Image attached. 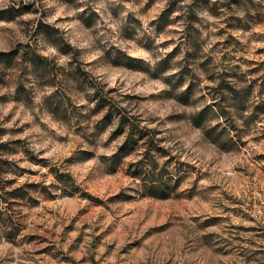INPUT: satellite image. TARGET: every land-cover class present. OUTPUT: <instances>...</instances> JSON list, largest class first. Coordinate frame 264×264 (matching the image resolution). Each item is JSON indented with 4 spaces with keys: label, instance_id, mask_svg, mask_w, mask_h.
I'll return each instance as SVG.
<instances>
[{
    "label": "clouds",
    "instance_id": "9594fccd",
    "mask_svg": "<svg viewBox=\"0 0 264 264\" xmlns=\"http://www.w3.org/2000/svg\"><path fill=\"white\" fill-rule=\"evenodd\" d=\"M133 261L264 264V0H0V264Z\"/></svg>",
    "mask_w": 264,
    "mask_h": 264
},
{
    "label": "rangeland",
    "instance_id": "374dc122",
    "mask_svg": "<svg viewBox=\"0 0 264 264\" xmlns=\"http://www.w3.org/2000/svg\"><path fill=\"white\" fill-rule=\"evenodd\" d=\"M108 180H113V178L110 176V177H108ZM115 184H116V182L113 180V186L114 187H115ZM117 203L122 206V213L123 214L131 213L132 216H133V218L139 216V212L137 211V209L139 207H141V206L144 207V208L147 207V204L146 203L144 205H140L136 201H118ZM159 204H160V202L157 201V208H159ZM101 208H102V205L101 204H96V205H94L89 210V212L85 213V215H93V214H96V213H98L100 211ZM177 208L182 209V204L180 202H177ZM168 210L169 209L167 207L161 209V211L163 213H167ZM121 223H123V221H121ZM161 223H163V220H161ZM119 227H120V224H117V228H119ZM147 231H148V229L146 228L145 229V232H147ZM145 232H142L141 235L143 236L145 234ZM162 235H163V233H152L148 237V240L156 239V238H158V237H160ZM145 242H147V241H145ZM133 243H135V242H133ZM133 264H137V262L136 261H133Z\"/></svg>",
    "mask_w": 264,
    "mask_h": 264
}]
</instances>
